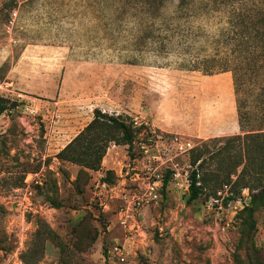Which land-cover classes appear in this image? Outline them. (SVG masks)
Returning <instances> with one entry per match:
<instances>
[{"label":"rangeland","instance_id":"obj_1","mask_svg":"<svg viewBox=\"0 0 264 264\" xmlns=\"http://www.w3.org/2000/svg\"><path fill=\"white\" fill-rule=\"evenodd\" d=\"M246 1L0 0V264H264V140L240 128L232 74L191 69ZM95 110L137 131L98 172L57 158Z\"/></svg>","mask_w":264,"mask_h":264},{"label":"trees","instance_id":"obj_2","mask_svg":"<svg viewBox=\"0 0 264 264\" xmlns=\"http://www.w3.org/2000/svg\"><path fill=\"white\" fill-rule=\"evenodd\" d=\"M179 1L181 8L194 12L197 0ZM235 5L236 3L231 6L232 9L228 13L227 27L210 39L209 42L212 43L208 47L200 49L191 69L206 76L232 74L240 128L255 129L254 133L246 137L264 140V0H248L240 10L235 9ZM196 39L198 40L197 36H193L192 39L190 35L186 44L197 41ZM194 44L197 45L196 42ZM194 44L188 45L190 56L194 51ZM7 110H9L8 104L0 101V116ZM136 133L132 124L120 117L95 110L93 121L60 152L57 158L85 170L98 172L102 168L110 146L132 148ZM241 138L235 136L224 142L231 143ZM200 161L199 155L194 159L193 166ZM246 170L245 165L243 174ZM109 173L111 172H108V175ZM82 175L86 173L83 172ZM169 182L170 175L164 179L163 187L167 188ZM189 182L188 203L191 204L199 200L204 193V184L201 183L197 171L192 172ZM262 198H264V190L257 196H252L253 204L260 202ZM235 201L237 197L231 194L225 204ZM51 204L55 205V208H61V204L56 201H51ZM248 211L253 225L254 210ZM252 225L251 227H254Z\"/></svg>","mask_w":264,"mask_h":264},{"label":"built area","instance_id":"obj_3","mask_svg":"<svg viewBox=\"0 0 264 264\" xmlns=\"http://www.w3.org/2000/svg\"><path fill=\"white\" fill-rule=\"evenodd\" d=\"M174 145L178 148V150L185 154L188 153L189 151H191L193 149L192 144L188 141H183L179 138H175L173 140ZM158 184H160V181L156 182L155 184H153V186H151L150 188V197L152 200H156L157 199V187ZM109 259H119V260H124V252L122 250V248L120 247H115L112 250H110L109 255H108Z\"/></svg>","mask_w":264,"mask_h":264}]
</instances>
